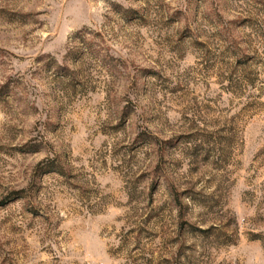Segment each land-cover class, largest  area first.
Returning a JSON list of instances; mask_svg holds the SVG:
<instances>
[{
  "label": "rangeland",
  "instance_id": "rangeland-1",
  "mask_svg": "<svg viewBox=\"0 0 264 264\" xmlns=\"http://www.w3.org/2000/svg\"><path fill=\"white\" fill-rule=\"evenodd\" d=\"M0 264H264V0H0Z\"/></svg>",
  "mask_w": 264,
  "mask_h": 264
},
{
  "label": "trees",
  "instance_id": "trees-1",
  "mask_svg": "<svg viewBox=\"0 0 264 264\" xmlns=\"http://www.w3.org/2000/svg\"><path fill=\"white\" fill-rule=\"evenodd\" d=\"M178 257H181V254H179V256Z\"/></svg>",
  "mask_w": 264,
  "mask_h": 264
}]
</instances>
